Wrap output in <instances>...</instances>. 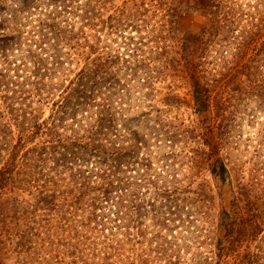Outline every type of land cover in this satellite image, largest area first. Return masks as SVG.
<instances>
[{"label":"trees","instance_id":"trees-1","mask_svg":"<svg viewBox=\"0 0 264 264\" xmlns=\"http://www.w3.org/2000/svg\"><path fill=\"white\" fill-rule=\"evenodd\" d=\"M185 2L0 0V234L19 232L16 246L23 254L37 251L33 236L53 232L59 238L54 245L64 250L57 256L52 250L54 264H78L66 262L76 257L60 233L129 237L135 211L144 215L135 203L146 198L151 208L162 204L154 210L157 229L169 233L177 224L188 229L196 223L195 207L206 191L192 172L206 153L187 148L195 130L168 119L170 103L179 98L162 96L157 83L174 74L189 88L194 110L213 107L221 123L224 96L264 89L257 80L264 67V0L253 2V14L235 2L197 0L210 10L209 26L199 36L179 37L176 21ZM115 44L127 53L116 54ZM138 89L150 104L139 115L130 107ZM146 121L148 133H141ZM135 122L141 124L131 127ZM154 160L162 166L155 169ZM184 160L193 166L184 170ZM210 166L212 175L229 181L220 157ZM60 201L67 218L47 229L49 220L42 218ZM155 234L163 242L159 254L177 251L176 230ZM100 259L118 263H103L111 260L105 254ZM11 261L19 264L20 257Z\"/></svg>","mask_w":264,"mask_h":264},{"label":"rangeland","instance_id":"rangeland-1","mask_svg":"<svg viewBox=\"0 0 264 264\" xmlns=\"http://www.w3.org/2000/svg\"><path fill=\"white\" fill-rule=\"evenodd\" d=\"M224 1L230 7H233V2L246 5L244 9L249 14L256 11L253 5L256 0ZM210 17V10L200 7L197 0H186L177 16L176 24L179 30L177 34L179 37L199 36L209 26ZM234 28L239 29V26ZM120 46L121 44L113 45V51L116 54H126L127 52ZM158 67L164 70L165 65L159 63ZM262 71V75H259L257 80L258 83L264 84V67ZM161 76L157 85L160 86L159 91L162 92V96L171 93L178 95L177 98H179V103H170L172 106L168 107L170 108L167 114L168 119L177 125L192 127L195 130L196 139L190 141L186 145L187 148L192 147L195 150L199 148L206 153L205 160L198 163L196 170L192 172L194 176L199 177L198 183H202L206 191L205 202L195 207L196 223L188 229L180 228L182 224H177V227L172 228L173 230L169 233L164 228L157 229L155 226L157 221L153 220L154 210L161 211L162 204L158 201L155 208L149 207L145 195H150L146 188L143 189L144 202L137 200L135 203V206L141 204L144 206V215L140 218L135 211L129 237L114 236L110 231L106 235L91 231L86 233L85 230L80 235L60 233L64 237L62 238L64 242L72 245L73 256L76 257V259L66 257V262L75 260L78 264H98L101 263L100 258H103L105 254L109 255L111 260L103 261V263L118 262L117 264L128 262L140 264V259H144L148 264H169V260L174 257H167L168 255L177 256V259L174 258L176 264H264V89L239 90L233 92L234 97L230 98L231 100L228 99V95L224 96L225 103L228 100L226 114L221 119V123H218L213 107L202 113L194 110L189 88L179 82L174 74L168 77ZM210 88H214L213 83ZM145 93V90H142L141 94H136L130 104L138 115L150 105L142 97ZM177 98L174 99L177 100ZM160 108L165 109L163 106ZM49 114L48 108L42 117L47 118ZM132 117H134L133 114ZM140 124L135 122L130 125L134 127ZM146 125L147 121L142 126L144 128L141 133H148L145 129ZM219 157L227 166L228 182L220 181L218 176L212 175L209 171L210 162H217ZM154 164L155 169L162 166L156 160ZM181 166L186 170L193 164L191 161L184 160ZM54 172L56 171H49L48 175L53 176ZM27 188L28 186L25 185L23 190ZM154 194L155 191L152 192L151 197L155 198ZM62 203V201L58 202L59 208L42 218L49 220V224H44L48 227L47 229H51L63 220L62 217L67 218L66 208L62 207ZM25 224L26 219L22 216L18 225L22 227ZM21 227L17 226V229L20 228L21 231ZM175 230L177 234L175 236L179 237L175 240L177 247L174 250L177 251L159 254L160 244L163 242L156 240L155 233L162 231L163 234L169 235ZM186 230H189V233H186ZM43 231L46 232V228ZM19 236V232L13 233L11 237L0 234L2 242L0 264H13L11 257L13 259L20 257L19 264H54V255L57 256L58 252L64 253V250L54 245L59 241V238L56 239V233L45 235V239L33 236L38 246L37 251L26 248L23 249L24 254L16 246ZM169 238L168 241H174L171 239L172 236ZM110 240L113 242L111 243ZM108 245L111 246L108 247ZM126 249L128 253L124 252ZM52 250L54 255L51 253Z\"/></svg>","mask_w":264,"mask_h":264}]
</instances>
